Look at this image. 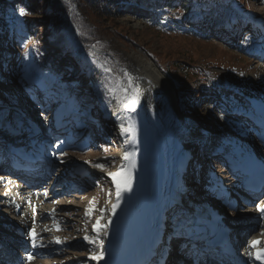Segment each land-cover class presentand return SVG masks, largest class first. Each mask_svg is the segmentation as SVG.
Segmentation results:
<instances>
[{"label": "rangeland", "instance_id": "1", "mask_svg": "<svg viewBox=\"0 0 264 264\" xmlns=\"http://www.w3.org/2000/svg\"><path fill=\"white\" fill-rule=\"evenodd\" d=\"M81 1L56 0L59 12L68 19L65 31L55 33L47 3L46 13L23 15L24 28L31 37H26L22 29L16 33L24 45L17 38L7 43L8 49L0 44V117L18 114L20 108L28 110L42 129L36 142L45 147L39 161L26 164L19 176H10L6 171L1 174L17 160L5 149L0 153L3 189L12 194L0 199V247L7 255L6 264H68L91 251L79 239L89 233L92 217L111 202L102 171L113 169L122 152L113 112L115 98L123 102L132 92L134 77L128 71L131 56L152 61L163 72L171 85L165 96L176 110L177 119L186 125L182 138L184 147L190 148L191 164L178 181L185 191L179 189L186 204L217 201L209 178L228 174L222 159L213 153L215 145L222 144L228 135L253 139L243 127L246 124L224 119L230 108L228 103L220 107L219 101L228 82L250 91L264 84V60L250 54L257 48H251L253 43L259 41L254 28L264 21V0H194L191 17L176 8L165 9L164 16L158 17L128 9L108 19L93 18ZM82 28L89 30L84 36L80 35ZM45 35L55 39L49 45L54 50L47 49L49 59L56 61L51 73L30 62L32 47H41ZM65 51L74 52L67 57L78 64L75 74H70L72 70L59 56ZM70 84L74 87L67 88ZM202 87L205 89L200 90ZM88 98L96 103L83 109ZM73 110L77 117H85L86 129L69 135L75 131L74 122L66 120L71 132L66 129L57 133V122L64 112ZM191 131L193 137L188 136ZM75 140L77 143H70ZM259 151L264 155L263 149ZM73 159L86 160L94 168L96 163L104 167L95 168V176L79 180L70 177L68 164ZM24 182L31 186L22 188ZM230 188L237 186L231 184ZM234 197L238 206L223 208L226 218L241 234L254 236L262 232L264 218L257 209V205L262 207V200L244 193ZM90 201H95V207ZM181 250L176 244L175 251L169 252V264H204L202 255L196 258ZM73 264L86 263L78 260Z\"/></svg>", "mask_w": 264, "mask_h": 264}, {"label": "bare ground", "instance_id": "2", "mask_svg": "<svg viewBox=\"0 0 264 264\" xmlns=\"http://www.w3.org/2000/svg\"><path fill=\"white\" fill-rule=\"evenodd\" d=\"M255 48L256 46L253 47V49ZM130 59L132 60V65L129 67L128 71L130 75L134 77L131 87L132 92L129 93L128 98L123 102H121L118 97L115 98L116 104L113 118L116 119L121 133L122 152L118 155L119 161L114 168L123 167L128 163L129 159L125 160L123 158L125 153L134 156L133 151L136 150V146L138 145L137 123L142 118L146 121L155 144V158L153 160L155 166L154 184L150 191V200L145 214V223L150 232V243L157 234H160L159 239L162 240V245L159 247L160 251L163 246L172 243L174 239L172 234L175 232L174 228L182 220L183 210L181 203L183 201L185 202V200H183L184 196H181L185 191L182 190L183 187H180L178 183L183 177V173L180 175L178 171L181 160L184 157H188L190 153L189 149H186L183 145L184 137L182 138V134L186 131V125H183L180 120L177 119L176 110L172 108L171 103L168 102L169 99L167 100V96H165L166 90L168 91L171 85L165 76H163V72H161L152 61L144 57L140 56L136 58L131 56ZM232 85H234V83ZM131 100H135L134 110L129 106ZM240 102L242 105L247 106L248 100ZM227 117L229 118V116ZM34 150L35 153H39L40 151L39 149ZM36 161H39V159L29 163H33L34 165ZM13 163L14 166L8 171L1 170L4 171V173L1 174H5V171L6 174L10 176H19L20 173H24L22 168L27 164L26 162H21L22 168L20 170L18 166H16L18 165L17 161ZM3 182H5L3 177H0V190H3ZM60 182L59 180L55 183L60 184ZM30 186L28 182H24L22 188ZM179 189L182 191L181 195L177 193V191L180 192ZM110 191L112 193L111 202H109L112 203L116 201L117 197L115 192H113V188H110ZM63 192L66 193L69 192V190H64ZM173 194L176 196L179 195L180 200L169 204V199ZM102 209L107 210L104 212L101 211L102 213H100L102 218L105 219L109 216V205L102 207ZM40 211H42V209ZM42 212L45 214V211ZM98 219L100 221V228H102L104 219ZM91 239L95 240L96 246L101 245L97 243V236H93ZM49 248L50 246L47 247V249ZM6 257V253L0 248V264H6ZM74 262L75 259L72 263ZM16 264H20V262Z\"/></svg>", "mask_w": 264, "mask_h": 264}, {"label": "trees", "instance_id": "3", "mask_svg": "<svg viewBox=\"0 0 264 264\" xmlns=\"http://www.w3.org/2000/svg\"><path fill=\"white\" fill-rule=\"evenodd\" d=\"M82 2L93 18L96 17L100 19L118 17L127 12L128 9H136L142 14L158 17L163 15V10H170L173 8L179 9L181 12H184L191 17L193 16L191 15V10L194 5V0H82L81 3ZM47 3L49 4V14L52 16L51 24H53L55 33L58 34L61 31H65L68 19L65 15L60 13L61 10L58 9L59 7L56 0H0V44H2L4 48L8 49L7 43L17 38V42L20 45H24L25 41L22 40V37L17 35L16 31L19 29L24 30L25 35L28 38L31 37V35L26 32V29L24 28L25 24L22 19L23 16L19 14V10L21 8L25 9L27 14L30 16L35 13L40 15L42 13H46L45 8L47 7ZM87 31L89 30H85L83 28L80 29V35H86ZM47 33L48 31L45 32V34ZM45 36L48 39L52 38L50 35ZM77 42L79 45L82 43L80 37H78ZM32 52L33 54H31L30 62L33 67L51 73L52 69L55 67L56 61L54 62V60L49 59V51H47L44 43L41 44V47H32ZM73 54L74 52L65 51L59 55L63 58L64 64L68 66L66 68L72 70L70 71V74H75V71L78 68V64L71 61L69 57H67H72ZM68 87H74V85L70 84L67 88ZM204 89L205 88L202 87L200 90ZM90 99H86V107H91V104L96 103L95 101L90 103ZM191 106H194V103H191Z\"/></svg>", "mask_w": 264, "mask_h": 264}, {"label": "snow or ice", "instance_id": "4", "mask_svg": "<svg viewBox=\"0 0 264 264\" xmlns=\"http://www.w3.org/2000/svg\"><path fill=\"white\" fill-rule=\"evenodd\" d=\"M25 12H26V10L23 9V8H21L19 10V14L21 16L25 15ZM134 105H135V100H131L129 106L132 107L133 110H134ZM41 115H43V113H41ZM122 132H123V130H122ZM129 156H130L129 153H125L123 158L125 160H127V159H129ZM94 166L96 168H100V169H103V167H104V165L99 164V163H96ZM109 175H110L113 183L115 184L116 197H117V201H118L120 196H121V194H122V192L131 191L132 177H131V175H128L127 177H124L121 182H117L118 179L120 177H122V175H123L122 172L110 173ZM94 203H95V201H93V204ZM118 206H119L118 203L112 205V209L111 210H112L113 214H115V210H116V208ZM257 209L261 213V216L264 217V207H261L260 205H257ZM92 210H93L92 208L89 209V211H92ZM102 211H107V210L105 209V210H102ZM99 227H100V221L97 220V223L94 226V230L99 231ZM32 235H33V241H34L35 240V235H34V233H32ZM84 239L87 240L89 243H94L95 242L94 240H91L87 236H85ZM59 242L60 241L57 240V243H59ZM259 243H260V241H258V240L251 241L250 242V248L255 249V252H249L248 254L250 256H253L257 260H262V259H264V248H259L258 247ZM92 258L93 259H97L98 257H92ZM99 258H102V255ZM29 259L31 260L32 257L29 256ZM162 264H167V258L164 257L163 254H162Z\"/></svg>", "mask_w": 264, "mask_h": 264}]
</instances>
